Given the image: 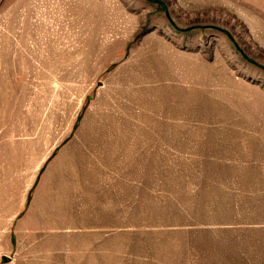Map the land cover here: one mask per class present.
Instances as JSON below:
<instances>
[{"label":"rangeland","instance_id":"rangeland-1","mask_svg":"<svg viewBox=\"0 0 264 264\" xmlns=\"http://www.w3.org/2000/svg\"><path fill=\"white\" fill-rule=\"evenodd\" d=\"M0 264H264V0H0Z\"/></svg>","mask_w":264,"mask_h":264}]
</instances>
